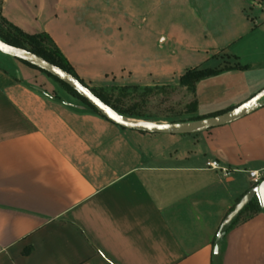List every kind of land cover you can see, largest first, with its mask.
Instances as JSON below:
<instances>
[{"label":"crops","instance_id":"crops-1","mask_svg":"<svg viewBox=\"0 0 264 264\" xmlns=\"http://www.w3.org/2000/svg\"><path fill=\"white\" fill-rule=\"evenodd\" d=\"M0 7L25 32L48 34L91 88L179 86L187 68L166 65L179 53L194 67L226 56L225 65L247 66L200 80L196 112L217 111L190 117L245 102L202 103L204 83L221 90L258 77L249 92L264 88V0H186L185 10L164 0H2ZM255 50L260 61L242 63ZM212 160L230 175L208 168ZM252 170L264 183V100L200 133L141 132L0 52V264H264V188L254 198L260 211L242 214L218 238L227 215L259 185Z\"/></svg>","mask_w":264,"mask_h":264},{"label":"trees","instance_id":"trees-1","mask_svg":"<svg viewBox=\"0 0 264 264\" xmlns=\"http://www.w3.org/2000/svg\"><path fill=\"white\" fill-rule=\"evenodd\" d=\"M0 39L5 43L23 48L28 51H31L47 61L61 67L62 69L70 72L74 76H76L81 82H83L86 86H88L83 79L79 77L73 66L70 62L65 58V56L61 53L59 48L55 45L51 37L45 33L39 34H29L19 28L18 26L7 21L3 16H1V7H0ZM22 61V60H21ZM25 62V61H23ZM35 68L40 69L45 72L51 78H53L57 83H59L67 92H69L74 97L81 100L87 107L92 108L95 112L101 114L95 107H93L85 98L79 95L73 88H71L65 82L59 80L49 72L33 65L31 63L25 62ZM229 68H247V66H228L225 65L223 67H215V68H201L195 67L188 70L184 75H182L179 86L186 87L189 91L194 92L196 90V84L209 76L216 75L221 73L222 71ZM89 87V86H88ZM170 88H175L177 86H168ZM100 99L114 108L119 114L140 120H149V121H163V122H185L192 121L197 119H202L210 116H215L221 113H224L228 110H222L217 113L208 115V116H194L189 117V119H175L170 116H162L148 114L142 108L147 104V95H150L155 92L157 89H165L167 87L164 86H149V87H141V86H124V87H101V88H91L89 87ZM138 93L137 97H133L135 99L131 104L127 105L126 99L129 98L132 94ZM198 102L195 100L189 107L187 112L194 113L197 111ZM231 110V109H229ZM102 115V114H101ZM103 116V115H102ZM250 211V214L246 217H249L253 213H257L260 211V208L255 199H253L241 212V214L231 223L228 229L234 227L239 221L242 214Z\"/></svg>","mask_w":264,"mask_h":264},{"label":"water","instance_id":"water-1","mask_svg":"<svg viewBox=\"0 0 264 264\" xmlns=\"http://www.w3.org/2000/svg\"><path fill=\"white\" fill-rule=\"evenodd\" d=\"M0 52L16 59L31 63L49 72L59 80L68 84L79 95L85 98L95 107L105 118L111 122L130 130H137L147 133L161 134H192L200 133L211 128L228 124L243 117L248 111L260 104L264 100V88L252 96L250 99L224 113L202 119L185 122H163L149 121L125 117L119 114L114 108L100 99L88 86L70 72L47 61L43 57L23 48L11 46L0 39ZM264 183L250 189L235 205L233 210L223 221L218 238L224 234V230L240 215L245 207L255 198H262Z\"/></svg>","mask_w":264,"mask_h":264},{"label":"rangeland","instance_id":"rangeland-1","mask_svg":"<svg viewBox=\"0 0 264 264\" xmlns=\"http://www.w3.org/2000/svg\"><path fill=\"white\" fill-rule=\"evenodd\" d=\"M1 1L2 0H0V6H1ZM164 1H165V5L167 6V8L169 6H172L173 4L175 5V3L176 4L178 3V5L181 4L182 10L183 9L185 10L184 2L186 0H164ZM154 17L155 15L153 13L149 14V17H147L148 22L152 24V22L154 21ZM187 21L188 20L184 21V19L180 20V22L184 25L187 24ZM260 42L264 44V37H263V40H260ZM236 49L237 47H235V50ZM252 54H254L253 56L251 55L252 57L249 56V58H244V60H242V63L251 64L252 61L254 60L260 61L261 58L259 56L261 54V50H257V51L255 50L252 52ZM227 57L228 56H226L223 60H221L220 58L219 61L216 60L214 62H209L206 65L201 66V68H208V67L213 68L218 65H225L227 63L226 62ZM177 59L178 61H176ZM195 63H196L195 60H189V58L186 59L184 58V55L179 53L176 59L167 57L166 65L173 66L174 64H179V67H183L184 69L187 68V71H188L192 68H195L194 67ZM151 66H154V65H151ZM187 71H185V73ZM246 79L250 81V84L247 82V83L238 85L236 88H234L235 85H232L230 88L225 87L221 90L219 89V84L216 85V83H212V82L210 84L208 83L207 86H205V83L200 85L202 92L209 91V94H207L208 96H206L205 92H204L205 96L204 94L202 95V98H201L202 103L210 104L212 106L214 105L218 106L220 104L229 105V103H232L235 100L238 101L237 103H240L241 101L243 102L247 101L248 99H250L252 96L255 95L253 93L251 94L249 91H250L252 82L255 83L258 80V77H247ZM137 94L138 93H134L129 98L126 99L127 105L131 104L135 100L133 99V97H137ZM195 100H197L196 94L194 92L189 91L186 87H182V86H177L175 88L167 87L165 89H157L155 90L154 93L147 95V99H146L147 104L142 109L145 110V112H147L148 114L162 116L163 118H165V116H170L177 120L178 119H189V117L192 116V114L197 115V114L205 113L206 111H217V110H212V109H206V110L202 109L194 113L187 112L190 105Z\"/></svg>","mask_w":264,"mask_h":264},{"label":"built area","instance_id":"built-area-1","mask_svg":"<svg viewBox=\"0 0 264 264\" xmlns=\"http://www.w3.org/2000/svg\"><path fill=\"white\" fill-rule=\"evenodd\" d=\"M207 167L215 170H220L224 173V175H230V170L227 167H224L218 160H212L207 162ZM250 177L253 183L259 184L263 178V174H261L258 170L250 171Z\"/></svg>","mask_w":264,"mask_h":264}]
</instances>
